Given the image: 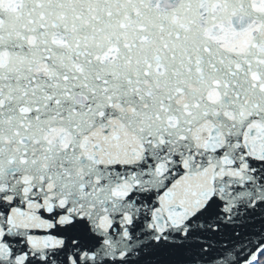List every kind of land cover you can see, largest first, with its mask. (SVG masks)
Returning <instances> with one entry per match:
<instances>
[{"label":"snow or ice","instance_id":"6c2138e0","mask_svg":"<svg viewBox=\"0 0 264 264\" xmlns=\"http://www.w3.org/2000/svg\"><path fill=\"white\" fill-rule=\"evenodd\" d=\"M0 264H264V0H0Z\"/></svg>","mask_w":264,"mask_h":264}]
</instances>
